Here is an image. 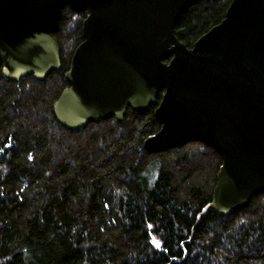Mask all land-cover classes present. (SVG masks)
<instances>
[{
    "label": "trees",
    "instance_id": "1",
    "mask_svg": "<svg viewBox=\"0 0 264 264\" xmlns=\"http://www.w3.org/2000/svg\"><path fill=\"white\" fill-rule=\"evenodd\" d=\"M231 1L192 0L175 36L191 48ZM85 17L62 11L61 68L44 81L7 80L0 66V264H264V193L201 216L221 158L199 140L146 151L155 106L74 132L59 124L53 103Z\"/></svg>",
    "mask_w": 264,
    "mask_h": 264
},
{
    "label": "water",
    "instance_id": "2",
    "mask_svg": "<svg viewBox=\"0 0 264 264\" xmlns=\"http://www.w3.org/2000/svg\"><path fill=\"white\" fill-rule=\"evenodd\" d=\"M191 1L0 0V66L7 80L44 81L61 68L62 11L85 13L68 87L53 103L59 124L74 132L155 106L160 128L143 148L199 140L215 150L221 165L200 215L229 216L264 193V0H232L188 48L174 27Z\"/></svg>",
    "mask_w": 264,
    "mask_h": 264
}]
</instances>
